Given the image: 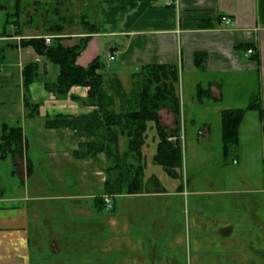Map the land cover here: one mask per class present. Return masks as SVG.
<instances>
[{"label":"crops","instance_id":"1","mask_svg":"<svg viewBox=\"0 0 264 264\" xmlns=\"http://www.w3.org/2000/svg\"><path fill=\"white\" fill-rule=\"evenodd\" d=\"M66 2L69 15L78 17L80 23L85 18L94 28L77 57L78 66L85 68L97 57L104 60V69L118 61L106 74L111 73L121 83L124 78L131 82L134 74L125 69L175 66L177 88L180 73L201 74L205 83H197L194 102L201 106L199 114L215 112L219 122L223 110L246 108L256 96L264 108V0H178L174 6L165 0ZM17 7L16 20L8 19L11 32H7V12L2 14L6 8L0 5V135L1 124L6 123L19 126L23 137L22 157L0 158V264H35L38 257L50 259L52 264H264V130L259 112L245 113L239 142L226 153L221 140L219 170L229 189L217 188L216 180L210 177L205 178V186L199 184L202 177L197 168L183 180L182 174L171 177L154 163L152 169L146 166L144 172L150 173L143 175L142 190H135L136 175L123 170L124 163L105 172V166L103 170L98 167L103 153L91 155L98 136L102 142L114 141L115 135L109 136L107 126L93 129L90 137L76 128L45 126L59 114L84 117L96 110L70 97L85 100L86 88L74 86L69 97L57 99L37 80L30 95L40 105L38 115L26 116L23 67L36 63L42 79L53 67L21 41L44 38L46 30L58 23L48 25L43 33L22 32L21 13L15 16L20 8L15 4V10ZM223 16L230 19L228 24L222 23ZM67 20L64 44L73 46L90 26H75L72 16ZM236 73H248V79L254 76L249 103L213 108V102L222 100L219 77ZM199 88L209 90L211 97L202 94L201 98ZM178 99L179 115L167 104L158 111L160 126L166 131L185 128L183 116L191 110L186 111ZM216 131L221 138L220 125ZM212 132L204 120L197 141L210 140ZM148 133L152 135L149 140L147 135L145 145L151 154L157 137L155 129ZM117 141L116 155L121 161L131 159L123 154L127 141L122 134L117 135ZM26 159L31 162L28 176ZM8 163L14 168L5 167L7 175L14 176L18 170L22 176L23 192L16 187L18 190L5 194L2 179ZM108 177L114 190L110 191V211L102 201ZM66 181L70 182L68 195L63 193ZM222 195L228 196L225 204L216 199ZM61 252L64 255L57 257Z\"/></svg>","mask_w":264,"mask_h":264},{"label":"trees","instance_id":"2","mask_svg":"<svg viewBox=\"0 0 264 264\" xmlns=\"http://www.w3.org/2000/svg\"><path fill=\"white\" fill-rule=\"evenodd\" d=\"M19 6L20 0H15ZM20 8L15 16L19 17ZM13 15L6 14V21ZM81 23L91 25L85 18H81ZM83 26V27H84ZM86 28L85 36L79 37L73 46H66V37L62 33V26L52 27L49 32L56 35L49 45L44 43L42 37L22 40L24 47L32 46L35 52L42 55L48 62L58 68L56 77L51 82H44L46 92L52 93L57 99L69 97L70 90L74 86H88V94L82 104L94 106L97 109L84 117H70L57 115L52 120H47V128H76L87 133L88 137L93 136V129L107 126L110 134H114V141L110 144L117 149V135L122 134L127 138L125 156L139 161L141 149L145 145L149 129H155L157 137L156 153L153 157L154 163L163 168L171 177L177 176L178 169L181 168L182 156L179 145V129L166 131L160 126L158 111L164 104L171 107L176 115H179V99L177 96L178 70L175 66L156 64L152 66L140 67L132 75L133 87L128 94L124 93L121 81L114 75L105 77L104 60L95 58L87 67L82 68L76 64L77 57L85 48L93 29ZM22 88L24 107L26 116L29 118L38 115L39 104L34 102L30 95V87L39 78V66L30 62L22 69ZM111 93H107V89ZM197 94L202 98V94L211 97L209 90L199 88ZM72 99H78L70 96ZM119 101V111L115 108V100ZM248 110H257L260 114L264 130V108L259 96H256L246 108L226 109L220 114V133L222 148L226 153L230 147L236 146L239 142V128ZM87 127H85V125ZM101 126V127H100ZM110 126H115L118 133L114 132ZM92 127V128H91ZM119 127V129H118ZM110 129V130H109ZM109 133V132H108ZM174 138L173 141L168 140ZM176 138V139H175ZM100 143L94 152L105 151L107 158H110V150H107ZM23 137L19 126L11 127L6 123L1 124L0 135V158L7 155L23 156ZM118 158L116 152L114 158ZM119 161H115V164ZM27 176L31 173V162L26 159ZM139 172L134 178L135 190H142L143 168L139 166ZM108 179V178H107ZM106 179L105 191H112ZM131 185V183H130ZM132 190V189H131ZM130 190V191H131ZM133 191V190H132ZM114 193V190L111 192ZM110 193V194H111ZM113 207V205H112Z\"/></svg>","mask_w":264,"mask_h":264},{"label":"rangeland","instance_id":"3","mask_svg":"<svg viewBox=\"0 0 264 264\" xmlns=\"http://www.w3.org/2000/svg\"><path fill=\"white\" fill-rule=\"evenodd\" d=\"M15 4H16L15 0H0V5L5 6V8H6V10L2 11L3 16H5L6 12L11 13V15H14V13L18 10V7L15 10V8H14ZM19 7H20V13H21V15H20V28H21L22 32L43 33V32H45V28H47L48 25L58 23V25L62 26V33H65V35H66L67 34L66 31L69 28L68 27V20H67L69 18V16H72L73 20H75V26L81 25L78 17H74L73 14L69 15L66 0H20ZM58 12L60 14H58ZM60 17H63V18H61L59 20ZM12 19L16 20V18L14 16H12L10 18V20H12ZM62 19H65V21ZM4 21H5L4 26L7 30V32H11V29L9 28V23L6 21V19H4ZM45 33L48 35H46L44 37H49V38H51V41H52V39L54 38V35L47 32V30ZM44 43L46 45H49L51 42L49 44H47L44 41ZM107 60H108V55H107ZM48 63L53 67V69H52V71H50L48 77H45L44 79H42L41 76H39L38 81H40L42 83L53 81L55 79L57 71H58L57 67L53 66L50 62H48ZM117 64H118V61L116 63L112 64L110 66L111 68L108 67L103 72L105 74H106V71L112 72L114 70V68L117 67ZM138 70H139V68H136V69L130 68V69H125V72L131 74L133 72L134 73L137 72ZM109 74L110 75L106 74L105 77H107V76L110 77L111 73H109ZM248 77H249L248 73L225 74L224 76L219 77V80H221L220 85H221V92H222V100L218 101V102H213V103H212V101H210L212 103V107L217 108V109H223L226 106H229V107H245L249 103L250 91L255 87L254 76L250 77V79H248ZM234 81H236V82H234ZM200 82L205 83L203 81L201 74H196V75L192 76V75H188V74L181 75V73H180V81L178 84L177 93H178V96L180 98L181 103H184L185 110L186 111L191 110V111H189L188 115L183 116V117H186L185 118L186 119L185 128L180 130V133H179L180 136H182V137H180L179 145H180L181 151H182L181 156H182L183 166H182V168L178 169V173L180 175L182 174V178H183V180H185L186 175L190 176L192 171H195V169L197 168L198 175L200 177H202L201 182L199 181V184L203 183L202 185L205 186L207 184L205 181V178L210 177L213 180L214 179L216 180V184H217L216 187L221 189L222 191H224L225 189H229L230 185L228 184L227 178L223 177V173L220 172V170H219V168H220L219 165L222 164L221 157H220V155H221V147H220L221 146V138L219 136V133L216 130L219 128L220 122H219L218 116L215 112L207 114V115L199 114V111L197 110V108H199L201 106H199L198 103H195L194 101L196 100V98H195V96H196V85H197V83H200ZM122 85L124 88V93L128 94L129 90H131V88L133 87V82H132V80L130 82V80H126L124 78ZM77 87L86 88L87 94H88V90H89L88 86H77ZM105 89H107V86H105ZM107 93H111V91L107 89ZM86 98H87V95H86ZM75 100L81 101V100H79V98L75 99ZM92 107H94V106H92ZM115 107L116 108L119 107V101H117V99L115 100ZM214 110H216V109H214ZM204 120H206L213 129L212 137L210 140L203 139V141L198 142L197 141V133H198L199 128L202 126V123L204 122ZM110 128L112 130H114V132H116V134L118 133L117 128L115 126H110ZM108 132H109V136H110V131H108ZM84 134H86V133H84ZM147 135H148V140H149L151 138L152 133H147ZM123 136H124L125 140L127 141V138L125 137V135H123ZM153 137H154V135H153ZM148 140H146V142H148ZM95 143H96L95 145H100V143H102L103 144L102 146L105 147L106 150L108 148H111V150H110L111 157L110 158H107L105 151L93 152L95 150V148H98V146L93 148V150H92V153H93V154H91L92 156L93 155L95 156L98 153L99 154L103 153V159H100V161L102 163L100 165H98V167L102 168V170H103V167L105 166V168H104L105 172L107 171V168L114 169V167L116 165L121 166L123 163H124L122 166L123 170H126L130 173L133 172V174H135L136 176L140 170L139 166L141 168H143L142 174L144 176L146 175V173H150L148 171H146V173L144 172L145 170H148V168L146 169V166L149 167V169L154 168L153 167L154 166V160H153V158H149V157L151 154L156 153L157 142L154 144V147L151 148V149H153V150H150L151 154H149V151H148L146 145L141 149V155H140L141 158L139 159V161H136V159H134V158L121 161V158L118 156L119 161L116 164H115V159H113V158H114L115 152L117 150H119L118 141L116 140V143H117L116 148L117 149H115L114 146L110 145L112 143L111 141L110 142H108V141L102 142V139H100L99 136L96 139ZM5 167L7 169H10V170H13L14 167L12 168V163H8V164L4 165V176L2 179V187L5 188L4 189L5 194H8L11 191L18 190V188H16V187L21 188L22 183H23V178L20 175V173L18 172V170L17 171L15 170L16 174L14 176L7 175V169H5ZM9 167H11V168H9ZM158 168H162V167L159 166ZM107 175L109 176V174H106V176ZM144 176H142V178H144ZM130 179L129 180L126 179V181L128 182L129 185L131 182ZM109 180L110 179L108 177V181ZM68 185H70V182L66 181V183L64 184V187H65L64 192H63L64 195H68V193H70ZM214 189H215V186H214ZM20 190L23 192L22 188ZM104 196H109L111 199H113V197L110 193H105L102 196V200L104 199ZM216 199L223 200V203L225 204L228 201V196L222 195L220 197H217ZM44 201L47 202L46 199ZM107 214L109 215L111 213L108 212ZM49 251H50V253H53V250L51 248L49 249ZM64 252L59 253L57 255V257H60V256L62 257L64 255ZM51 256H53V254ZM55 263H57V262L55 261ZM35 264H52V261H50V259H47V258L40 259L38 257Z\"/></svg>","mask_w":264,"mask_h":264},{"label":"built area","instance_id":"4","mask_svg":"<svg viewBox=\"0 0 264 264\" xmlns=\"http://www.w3.org/2000/svg\"><path fill=\"white\" fill-rule=\"evenodd\" d=\"M165 3H166L167 5H169V6H174V5H177L178 0H165ZM221 21H222V23H224V24H228V23L230 22V19H229L228 17H226V16H223V17L221 18ZM44 41H45L47 44H49V43L51 42V38H49V37H44ZM252 52H253L252 49H249V50H248V54H251ZM108 60H109V61L112 60L110 54H108ZM168 140L173 141L174 138H169ZM103 202H104V204H105V206H106L107 209H111V208H112V199H111L109 196H104Z\"/></svg>","mask_w":264,"mask_h":264},{"label":"flooded vegetation","instance_id":"5","mask_svg":"<svg viewBox=\"0 0 264 264\" xmlns=\"http://www.w3.org/2000/svg\"><path fill=\"white\" fill-rule=\"evenodd\" d=\"M53 249V248H52Z\"/></svg>","mask_w":264,"mask_h":264}]
</instances>
